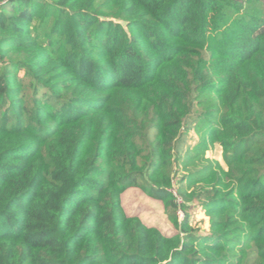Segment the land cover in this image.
<instances>
[{"label": "trees", "instance_id": "1", "mask_svg": "<svg viewBox=\"0 0 264 264\" xmlns=\"http://www.w3.org/2000/svg\"><path fill=\"white\" fill-rule=\"evenodd\" d=\"M0 264H264V0H0Z\"/></svg>", "mask_w": 264, "mask_h": 264}, {"label": "rangeland", "instance_id": "2", "mask_svg": "<svg viewBox=\"0 0 264 264\" xmlns=\"http://www.w3.org/2000/svg\"><path fill=\"white\" fill-rule=\"evenodd\" d=\"M19 78H21L23 82V88H24L23 90L26 96L29 97L31 95L30 93L31 90L29 87L30 75L27 74L25 68H22L19 71ZM43 92L44 90L40 88L41 95L43 94ZM198 139L199 138L195 134V132L190 131L185 135L181 148L186 149L187 147L194 146ZM206 155L211 159L219 160L223 165H225L221 146L216 145L214 148L209 150ZM180 175L181 172L178 176ZM177 185H178V178L174 180V187L172 191L175 193L177 200L179 199L181 200L176 189ZM122 200L125 206V210L127 211L128 214H138L148 223L159 226L166 233L171 234L176 231L172 223L168 220L161 201L153 197H150L140 188L130 187L123 193ZM180 216L182 218L184 216V213L182 212ZM191 223L197 228H199L201 233H207L209 230L208 218L205 216L204 212L201 209H197L193 211V215L191 217Z\"/></svg>", "mask_w": 264, "mask_h": 264}, {"label": "built area", "instance_id": "3", "mask_svg": "<svg viewBox=\"0 0 264 264\" xmlns=\"http://www.w3.org/2000/svg\"><path fill=\"white\" fill-rule=\"evenodd\" d=\"M179 201V203L181 202V200L179 199L178 200ZM183 211L182 210H179V214H181Z\"/></svg>", "mask_w": 264, "mask_h": 264}]
</instances>
